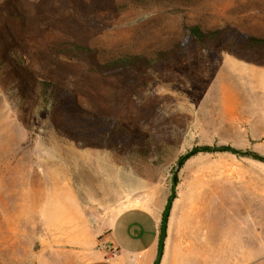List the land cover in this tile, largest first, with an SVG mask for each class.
Segmentation results:
<instances>
[{
    "label": "rangeland",
    "instance_id": "rangeland-1",
    "mask_svg": "<svg viewBox=\"0 0 264 264\" xmlns=\"http://www.w3.org/2000/svg\"><path fill=\"white\" fill-rule=\"evenodd\" d=\"M225 25L264 38V0H0V264L172 190L158 264H264V50L188 36Z\"/></svg>",
    "mask_w": 264,
    "mask_h": 264
},
{
    "label": "crops",
    "instance_id": "crops-1",
    "mask_svg": "<svg viewBox=\"0 0 264 264\" xmlns=\"http://www.w3.org/2000/svg\"><path fill=\"white\" fill-rule=\"evenodd\" d=\"M160 213L157 208H127L108 225L97 227L95 235L102 237L100 245L93 241L73 252L52 250V258H45L40 264H154L160 239ZM111 249L116 254H111ZM61 255L66 262H59L57 257ZM34 260L38 263L39 259Z\"/></svg>",
    "mask_w": 264,
    "mask_h": 264
},
{
    "label": "trees",
    "instance_id": "trees-1",
    "mask_svg": "<svg viewBox=\"0 0 264 264\" xmlns=\"http://www.w3.org/2000/svg\"><path fill=\"white\" fill-rule=\"evenodd\" d=\"M188 36L193 38L197 42H213V41H224L231 45L232 50L239 53L242 50H251V49H259L264 50V38H258L249 36L239 32L237 29L225 25L221 28H217L214 30H201L199 26H192L188 28ZM130 60V58H122L117 62H125ZM51 86L52 94L54 98H60L61 101L64 102L65 108L67 110V114L71 115L75 105L73 104V96L66 90L56 87L55 85H51L47 82H38L36 87L41 88L43 92L47 91V89ZM44 92V93H45ZM59 100V99H58ZM53 105L56 107H60V103L54 102ZM92 123L87 126V129H92L93 126L103 127V128H111L114 129L115 125H110V121L108 120H97V119H89ZM99 121V122H98ZM98 125V126H97ZM254 159L256 157H253ZM175 181V179H174Z\"/></svg>",
    "mask_w": 264,
    "mask_h": 264
},
{
    "label": "water",
    "instance_id": "water-1",
    "mask_svg": "<svg viewBox=\"0 0 264 264\" xmlns=\"http://www.w3.org/2000/svg\"><path fill=\"white\" fill-rule=\"evenodd\" d=\"M185 158H186V156L181 157L180 160L178 161V163L182 162ZM173 186H174V184H173ZM173 198H174V192L172 190L171 195L169 197V200L166 204L163 216H162V221H161V226H160V239H159L157 257H156V261L154 264H158L160 262L161 257H162L163 248H164V241L166 238L168 213H169Z\"/></svg>",
    "mask_w": 264,
    "mask_h": 264
},
{
    "label": "bare ground",
    "instance_id": "bare-ground-1",
    "mask_svg": "<svg viewBox=\"0 0 264 264\" xmlns=\"http://www.w3.org/2000/svg\"><path fill=\"white\" fill-rule=\"evenodd\" d=\"M64 209H66V207H65V204H56L54 207H52V210L54 211V212H56L57 210H64Z\"/></svg>",
    "mask_w": 264,
    "mask_h": 264
},
{
    "label": "built area",
    "instance_id": "built-area-1",
    "mask_svg": "<svg viewBox=\"0 0 264 264\" xmlns=\"http://www.w3.org/2000/svg\"><path fill=\"white\" fill-rule=\"evenodd\" d=\"M110 251H111V254H116V250L111 249Z\"/></svg>",
    "mask_w": 264,
    "mask_h": 264
}]
</instances>
